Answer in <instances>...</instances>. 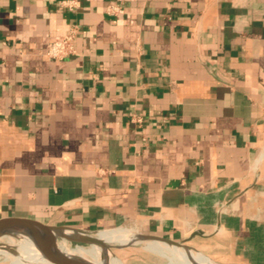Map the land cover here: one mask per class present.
<instances>
[{
  "label": "crops",
  "instance_id": "obj_1",
  "mask_svg": "<svg viewBox=\"0 0 264 264\" xmlns=\"http://www.w3.org/2000/svg\"><path fill=\"white\" fill-rule=\"evenodd\" d=\"M62 1L0 0V217L264 264V0Z\"/></svg>",
  "mask_w": 264,
  "mask_h": 264
},
{
  "label": "bare ground",
  "instance_id": "obj_2",
  "mask_svg": "<svg viewBox=\"0 0 264 264\" xmlns=\"http://www.w3.org/2000/svg\"><path fill=\"white\" fill-rule=\"evenodd\" d=\"M66 250L84 264H125L111 253V246H140L167 257L168 264H197L210 259L209 256L189 245L168 244L158 239H133L132 230L110 229L96 233L61 228L55 231ZM37 233L27 226L5 225L0 228V255L23 259L32 257L25 264H54L43 252ZM95 237V241L92 238ZM89 245V246H86Z\"/></svg>",
  "mask_w": 264,
  "mask_h": 264
},
{
  "label": "water",
  "instance_id": "obj_3",
  "mask_svg": "<svg viewBox=\"0 0 264 264\" xmlns=\"http://www.w3.org/2000/svg\"><path fill=\"white\" fill-rule=\"evenodd\" d=\"M5 225H8L10 227H16V225H24L32 229L34 232H36L37 240L41 245L43 252L51 261H53L54 264H84L83 261L73 256L66 250L61 240L56 235L55 233L56 230L65 227L46 224L39 220L26 218V217H17V216L0 217V228ZM130 237L133 239L152 238V239H158L160 241H164L168 244L185 245L181 242H176L172 239L163 238L151 234L132 232L130 234ZM92 239L93 240H90L89 243H91V241H95L96 238L93 237ZM197 264H224V263L217 262L210 258L205 262H201Z\"/></svg>",
  "mask_w": 264,
  "mask_h": 264
},
{
  "label": "rangeland",
  "instance_id": "obj_4",
  "mask_svg": "<svg viewBox=\"0 0 264 264\" xmlns=\"http://www.w3.org/2000/svg\"><path fill=\"white\" fill-rule=\"evenodd\" d=\"M110 250L113 255L124 261L125 264H168L166 256L143 249L140 246H111ZM32 257L23 259V262L30 261ZM23 262L17 259L16 256L6 258L0 255V264H25Z\"/></svg>",
  "mask_w": 264,
  "mask_h": 264
},
{
  "label": "built area",
  "instance_id": "obj_5",
  "mask_svg": "<svg viewBox=\"0 0 264 264\" xmlns=\"http://www.w3.org/2000/svg\"><path fill=\"white\" fill-rule=\"evenodd\" d=\"M62 4L73 7L77 4L76 0H65ZM77 33V28L73 27L68 34L57 38L48 46L47 54L52 58H64L74 52L73 41Z\"/></svg>",
  "mask_w": 264,
  "mask_h": 264
}]
</instances>
